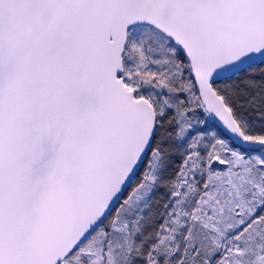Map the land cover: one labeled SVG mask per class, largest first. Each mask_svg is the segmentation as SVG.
<instances>
[{
	"label": "snow or ice",
	"instance_id": "snow-or-ice-1",
	"mask_svg": "<svg viewBox=\"0 0 264 264\" xmlns=\"http://www.w3.org/2000/svg\"><path fill=\"white\" fill-rule=\"evenodd\" d=\"M0 264H264V0H0Z\"/></svg>",
	"mask_w": 264,
	"mask_h": 264
}]
</instances>
